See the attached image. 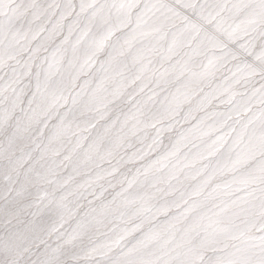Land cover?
Masks as SVG:
<instances>
[{
	"label": "snow or ice",
	"instance_id": "obj_1",
	"mask_svg": "<svg viewBox=\"0 0 264 264\" xmlns=\"http://www.w3.org/2000/svg\"><path fill=\"white\" fill-rule=\"evenodd\" d=\"M0 264H264V0H0Z\"/></svg>",
	"mask_w": 264,
	"mask_h": 264
}]
</instances>
